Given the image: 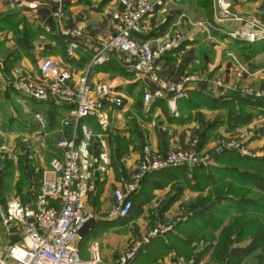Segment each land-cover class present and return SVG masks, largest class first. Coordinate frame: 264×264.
<instances>
[{
  "label": "crops",
  "instance_id": "0c3cea01",
  "mask_svg": "<svg viewBox=\"0 0 264 264\" xmlns=\"http://www.w3.org/2000/svg\"><path fill=\"white\" fill-rule=\"evenodd\" d=\"M147 1L154 8L143 18L142 32L135 37L136 41H146L153 49L176 37L155 61L156 76L164 81H176L186 74L218 79L222 95L216 94L212 84L199 82L176 99L173 114L165 98L143 105V94L152 91L154 85L135 73L132 62H127L123 53L104 51L101 61L93 63L100 44L115 31L112 15L121 9L118 0H0V143H5V151L0 155L1 201L14 197L22 204L32 205L31 188L36 190L34 185L49 159L60 157L57 141L70 138L73 130L79 135V127L87 126L95 135L89 144L91 160L103 144L109 164L103 174H93V188L84 201L88 220L93 223L82 237H77L76 247L78 256L86 259L89 242L96 240L100 249L98 264H117L126 248L149 228L170 225L173 231L186 216L182 205L196 196L188 189L180 192L179 179L169 178L164 183L166 173L148 178L158 185L149 189L145 183L140 189L145 175L138 187L143 201L132 196L130 219L111 217V192L129 181L143 145L154 153L187 148L208 153L212 164L219 154L215 152L218 141L246 130V145L263 153L262 157L250 159L264 157V99L258 98L260 104L249 106L239 104L236 98L245 96L239 93L243 87L264 91V39L250 43L227 35L258 29L264 23V0H226V17L220 12L214 15L212 0L209 8L201 7L197 0ZM57 6L62 10L58 22L52 17ZM233 25L236 29L230 30ZM76 29L79 34L62 38V32ZM70 44L73 48L68 54ZM43 59L51 60L56 68L67 70L74 77L85 75L90 84L103 83L119 97L121 103L117 107L110 99L102 101L108 118L105 130L98 128L92 116L80 119L75 129L71 123L62 126L60 120L69 114V106L34 101L10 87L8 80L13 73L45 86L47 81L39 77L37 70ZM34 113L43 116L44 130L35 124ZM186 179L192 182L189 175ZM50 203L56 205L55 201ZM164 234L150 240L163 238ZM19 241L18 227L11 226L7 236L0 230L1 252ZM143 247L126 264L134 258L132 264H139ZM154 264H183V260L169 253Z\"/></svg>",
  "mask_w": 264,
  "mask_h": 264
},
{
  "label": "built area",
  "instance_id": "2783aa9c",
  "mask_svg": "<svg viewBox=\"0 0 264 264\" xmlns=\"http://www.w3.org/2000/svg\"><path fill=\"white\" fill-rule=\"evenodd\" d=\"M6 2L17 0H3ZM59 3V0H54ZM180 2L182 0H175ZM121 9L112 15L116 21L113 35L101 43L99 50L93 56L92 62L101 61L104 51L123 53L127 62H132L135 73L147 78L154 85L152 91L145 92L142 97L144 106H149L155 99L165 98L171 113L175 114V101L183 96L185 90L199 82L212 84L217 95H222V85L218 79L210 80L207 76L198 74L182 75L176 81L159 79L153 71L154 63L165 50L171 47L170 43L157 44L153 49L146 41H136L141 34L143 18L153 11L154 5L147 0H118ZM219 12L222 17L228 15L226 0H218ZM62 10L57 6L52 11L56 22L61 19ZM79 34L62 32V36ZM232 39L246 42H255L264 39V23L255 31H233L227 34ZM73 45L67 48L70 54ZM39 77L47 81L45 86H38L33 82L17 77L16 73L8 80L9 85L20 94L34 101H54L70 107V112L62 117L60 124L69 123L78 126L82 118L92 116L100 130L108 126L106 112L102 109V101L110 99L114 106L121 101L111 93L109 87L103 83L90 84L85 75L74 77L69 71L58 69L49 59L38 63ZM242 71V69H241ZM240 71V72H241ZM240 77V74H236ZM239 93L245 96L264 99V91L243 87ZM35 124L40 130L45 129V120L39 113L33 114ZM79 137L76 132L70 138L57 141L56 148L60 150V157H52L47 167L41 172L38 186L31 196H34L32 205L22 204L17 198L7 199L4 203L0 196V229L3 235H8L11 226L18 227L20 241L8 245L4 252L0 251V264H98L100 249L96 240H91L87 246V257L81 259L76 247L77 232L90 218L84 209L87 194L93 188L94 172L103 174L109 164L108 155L103 144L94 160L89 154V144L95 137L87 126L79 127ZM246 130L237 131L229 139L218 141L215 152L232 151L245 158H259L260 151H253L247 145ZM192 146V145H191ZM5 151V145L0 144V153ZM211 155L197 153L192 149H170L163 153L152 152L147 145L141 148L136 169L129 181L111 192L114 207L109 212L111 217H125L131 207V196L136 193L139 182L148 173L173 166L207 165ZM50 201H55L52 205ZM171 229V226L152 227L146 233L136 238L118 258L117 264H126L151 238L161 235ZM191 264V261L189 262Z\"/></svg>",
  "mask_w": 264,
  "mask_h": 264
},
{
  "label": "trees",
  "instance_id": "16d2710c",
  "mask_svg": "<svg viewBox=\"0 0 264 264\" xmlns=\"http://www.w3.org/2000/svg\"><path fill=\"white\" fill-rule=\"evenodd\" d=\"M197 3L209 8L211 0H197ZM239 96L236 98L241 105L251 106L261 101ZM163 173L167 174L164 183L169 178L179 179L180 192L188 189L196 196L182 205L186 216L173 231L145 244L139 264H154L169 253L181 258L183 264L190 261L198 264L204 258L207 260L203 264H264V157L255 160L222 151L212 164L176 166L148 173L140 189L145 183L149 189L158 185L148 178ZM187 175L192 182L186 179ZM140 189L134 195L143 201ZM131 207L120 219H130ZM133 262L135 258L130 264Z\"/></svg>",
  "mask_w": 264,
  "mask_h": 264
},
{
  "label": "water",
  "instance_id": "95a60500",
  "mask_svg": "<svg viewBox=\"0 0 264 264\" xmlns=\"http://www.w3.org/2000/svg\"><path fill=\"white\" fill-rule=\"evenodd\" d=\"M212 7H213V11H214V15L217 16L218 12H219V6H218V0H212ZM93 220H87L78 230L77 232V236L80 238L83 236V234L87 231V229L90 228V226L92 225Z\"/></svg>",
  "mask_w": 264,
  "mask_h": 264
},
{
  "label": "rangeland",
  "instance_id": "374dc122",
  "mask_svg": "<svg viewBox=\"0 0 264 264\" xmlns=\"http://www.w3.org/2000/svg\"><path fill=\"white\" fill-rule=\"evenodd\" d=\"M229 29L230 30H234V29H236V25H233L232 27H229ZM0 144H2V143H0ZM5 144V143H4ZM3 144V145H4ZM12 154H14L13 152H12ZM0 155H3V153H0ZM159 226H162V227H166V226H169V225H159ZM1 230V229H0ZM137 238V237H136Z\"/></svg>",
  "mask_w": 264,
  "mask_h": 264
}]
</instances>
